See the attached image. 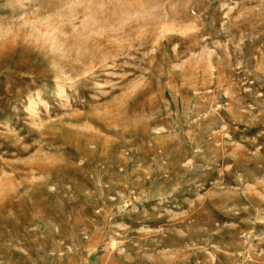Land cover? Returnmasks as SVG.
Listing matches in <instances>:
<instances>
[{
    "label": "rangeland",
    "instance_id": "obj_1",
    "mask_svg": "<svg viewBox=\"0 0 264 264\" xmlns=\"http://www.w3.org/2000/svg\"><path fill=\"white\" fill-rule=\"evenodd\" d=\"M0 264H264V0H0Z\"/></svg>",
    "mask_w": 264,
    "mask_h": 264
}]
</instances>
